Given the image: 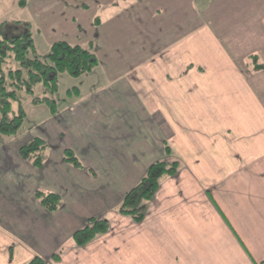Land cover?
<instances>
[{"label":"crops","instance_id":"0c3cea01","mask_svg":"<svg viewBox=\"0 0 264 264\" xmlns=\"http://www.w3.org/2000/svg\"><path fill=\"white\" fill-rule=\"evenodd\" d=\"M195 3L98 2L102 18L95 15L91 28L98 68L127 59L119 65L138 63L139 70L67 105L35 137L49 145L66 138L83 170L63 153H50L36 169L21 158L23 145L0 155V236L7 242L0 264H30L36 256L47 264H264V68H256L264 62L250 45L254 36L236 34L229 21L237 7L200 13ZM90 4L74 7L85 16L95 10ZM208 11L211 25L190 30ZM227 13L217 24L215 15ZM71 20L73 45H80L83 25ZM160 161H176L180 170L147 203L144 221L120 215L127 193ZM38 191L59 195L60 209L46 211ZM92 218L109 230L78 247L73 235Z\"/></svg>","mask_w":264,"mask_h":264},{"label":"rangeland","instance_id":"374dc122","mask_svg":"<svg viewBox=\"0 0 264 264\" xmlns=\"http://www.w3.org/2000/svg\"><path fill=\"white\" fill-rule=\"evenodd\" d=\"M104 0H28L26 8H20L17 0H0V27L3 28L0 32V40L4 38L17 37L21 34H27L31 32L37 49V54L41 60L46 61L53 43L67 42L73 44L77 42L78 34L76 33V26L72 23L71 17H77L80 23L83 25L78 42L80 46L90 49L93 52H97L98 46V32L93 31L91 28L93 25V17L102 18L103 8L99 12H95L98 8V2ZM117 4L124 7V0H116ZM91 3L95 10L91 13L81 16L82 7L76 8L74 4ZM196 9L201 13V9L205 10L208 6L211 10L219 9L223 6L229 8L237 7V10H230L233 14L229 21L236 22V34L245 35L246 32H250L252 37L256 39L255 45L258 48V55L264 62V0H196ZM125 10V8L123 9ZM213 12V11H212ZM208 13L198 17L195 21V25L190 30H196L203 26L211 25L210 15ZM220 16V17H219ZM227 16L215 15L216 23L224 25L223 22L228 21ZM18 22L22 24H18ZM28 25V27L26 26ZM190 25V24H189ZM227 27V23H226ZM228 28V27H227ZM229 36H232L234 29H227ZM233 28V27H231ZM188 29V27H187ZM180 30V28H179ZM141 38L143 34L141 32ZM93 41L94 45H88L89 41ZM132 46L139 48L137 39L132 40ZM101 52V51H98ZM253 61V60H252ZM251 61V62H252ZM125 60H112L104 64L102 67H97L91 73L85 74L80 77H73L68 74H61L59 77L60 87L59 92L54 96L60 110L65 108L72 102H77L79 98L92 99L95 95L104 93V89L112 87L118 82L129 78L130 72H135L139 69L140 65L136 63L134 67L128 68L127 66H120L119 64H126ZM140 64L143 61H138ZM134 64V62H132ZM20 65L14 60H10L5 69H19ZM144 81L146 79L144 78ZM74 88L80 90L78 97L76 95L70 97L69 91ZM34 92L29 94L25 91L21 92V102L27 113L26 120L16 137H7L0 133V155L5 156L6 151L11 152L16 150L17 147L29 143L37 136H41L46 133L45 125L52 120V113L50 112L46 104H34L33 99L37 96H42V85L34 87ZM145 92V89L142 91ZM108 101H110L108 99ZM18 104L14 103V109L17 110ZM1 116V115H0ZM69 141L66 138H60L53 140L52 144H48V151L46 157L50 153L58 155L64 154V151L70 148L67 146ZM71 149V148H70ZM6 150V151H5ZM73 150V149H72ZM5 151V152H4ZM93 207V206H92ZM13 246V245H12ZM5 248L7 250V242L3 236H0V251ZM13 248V247H12ZM11 252L13 250L11 249Z\"/></svg>","mask_w":264,"mask_h":264},{"label":"trees","instance_id":"16d2710c","mask_svg":"<svg viewBox=\"0 0 264 264\" xmlns=\"http://www.w3.org/2000/svg\"><path fill=\"white\" fill-rule=\"evenodd\" d=\"M17 2L20 8H26L28 5V0H17ZM18 24L22 23L18 22ZM3 26L0 27V32ZM26 26L28 27V25ZM10 60L17 62L20 68L5 69ZM98 66L99 60L95 52L67 42L54 43L51 46L48 59L41 60L30 31L27 34L0 40V133L7 137H16L19 134L27 117L21 102L22 91L32 94L35 86L42 85V96L35 97L34 104H46L52 115L55 116L60 112L54 99V96L59 92L60 75L68 74L80 77L91 73ZM256 68L262 69L264 65H258ZM79 92L78 88H74L69 91V96L76 95L78 97ZM14 103L18 104L17 110L14 109ZM165 149L167 155L172 156L173 152L168 144ZM47 151L48 144L41 138H34L20 147L19 154L34 168L40 169L45 164ZM63 160L75 169H84L83 163L71 149L64 151ZM179 170L180 166L176 161L154 163L143 179L127 193L118 206L117 212L132 218L136 223L143 222L146 217L147 203L154 200L162 182L176 176ZM36 197L46 211L55 213L60 209L62 201L59 195L38 191ZM108 230L109 224L106 221L92 218L87 226L75 232L73 240L78 247H84L106 234ZM53 260L57 262L59 256H54ZM30 264L47 263L43 258L36 256Z\"/></svg>","mask_w":264,"mask_h":264}]
</instances>
